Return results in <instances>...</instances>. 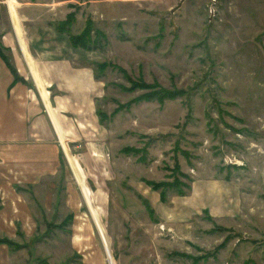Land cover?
<instances>
[{"label": "rangeland", "instance_id": "374dc122", "mask_svg": "<svg viewBox=\"0 0 264 264\" xmlns=\"http://www.w3.org/2000/svg\"><path fill=\"white\" fill-rule=\"evenodd\" d=\"M69 12L73 34L91 20L103 126L69 144L84 175L65 148L0 147V264H264V0H70L53 18ZM175 178L188 189L150 215L144 180Z\"/></svg>", "mask_w": 264, "mask_h": 264}, {"label": "crops", "instance_id": "0c3cea01", "mask_svg": "<svg viewBox=\"0 0 264 264\" xmlns=\"http://www.w3.org/2000/svg\"><path fill=\"white\" fill-rule=\"evenodd\" d=\"M69 1L0 0L3 53L26 82L13 83L0 56V147L8 158H57L65 148L84 175L78 158L88 156L71 155L69 144L78 147L90 138L88 132L103 126L96 112L103 85L82 58L89 51L71 47L67 35L53 26L57 9ZM145 195L152 209L157 200L163 202L160 193ZM91 204L102 211L92 199Z\"/></svg>", "mask_w": 264, "mask_h": 264}, {"label": "trees", "instance_id": "16d2710c", "mask_svg": "<svg viewBox=\"0 0 264 264\" xmlns=\"http://www.w3.org/2000/svg\"><path fill=\"white\" fill-rule=\"evenodd\" d=\"M74 20H75L74 13L69 12L66 14L64 19L54 22L53 26L57 31H59L61 33H65L67 35L68 42H69L71 47H73L75 49L81 48L83 50H91V48H92V47H90L91 36L89 33L90 28H88V24L91 20L88 19L87 26L82 32L73 34V33H71L70 27L72 25V22H74ZM3 51H4V48L0 43V56L5 61L6 65L8 66L9 70L11 71V73L14 76L13 83L18 82V81L26 83L24 81V79L18 75L16 69L10 63L9 58L3 53ZM94 75L96 76V74H94ZM139 85H141V84H139ZM152 95H154V94L148 93L145 95V98H151ZM96 112L98 115L99 123H101L104 119V114H103V112L99 111L98 109ZM122 150L126 154H130L131 151L135 150V149H133L132 147H125V148H122ZM141 159H144V158H138L137 161H139ZM177 168L180 169L178 164H177ZM181 176H184L185 178H187V174L182 173V172H181ZM144 181L153 190L161 189L160 197H161V200L163 202L166 200L167 188L174 189L179 195H183L184 190H182V189L183 188L188 189V187H189L188 184L186 185L182 180H179L176 178L173 182H164L163 181V182H160L161 184L160 183H154L152 180H147V179H145ZM142 200H143V205L146 207L147 211L151 215L152 210L149 207V203L144 198ZM6 243H11V242H9V240H6ZM170 255L191 259L192 264H196V262L198 260H200L202 258H206V256L210 257L211 255H213V253L212 252H206V256H204V255L191 256V255L186 254L185 252L173 251L170 253ZM41 263L48 264L45 260H41Z\"/></svg>", "mask_w": 264, "mask_h": 264}]
</instances>
